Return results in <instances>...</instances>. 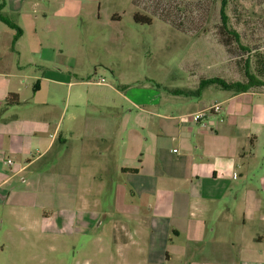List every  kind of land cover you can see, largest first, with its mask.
I'll return each instance as SVG.
<instances>
[{"label": "crops", "instance_id": "1", "mask_svg": "<svg viewBox=\"0 0 264 264\" xmlns=\"http://www.w3.org/2000/svg\"><path fill=\"white\" fill-rule=\"evenodd\" d=\"M8 6L19 19L25 15L23 6ZM58 52L46 58L33 50L28 70H0L35 80L25 99L23 88L0 86V207L15 215V230L0 229V264H264V91L225 90L208 99L202 92L195 96L200 101L185 104L156 95L142 104L115 89L145 116L134 124L119 119L133 112L125 103L88 97L107 111L93 124L95 133L77 136L93 145L81 158L71 153L69 168L56 155L51 177L32 168L57 142L63 114L51 117L61 85L104 84L73 80L76 66L62 63L72 57ZM9 94L30 103L28 110L13 113ZM217 102L220 112L193 120L192 113ZM50 186L59 187L58 199L46 198ZM107 188L114 191V212L92 213ZM37 206L39 216L32 213ZM104 217L114 223L112 235L92 231ZM80 234H89L86 245L78 246Z\"/></svg>", "mask_w": 264, "mask_h": 264}, {"label": "rangeland", "instance_id": "2", "mask_svg": "<svg viewBox=\"0 0 264 264\" xmlns=\"http://www.w3.org/2000/svg\"><path fill=\"white\" fill-rule=\"evenodd\" d=\"M10 2L13 9L23 6L25 15L22 19L9 10ZM235 6L239 11H234ZM136 13L140 14L141 20H135ZM4 17L17 23L21 29L17 37V28L5 22ZM222 18L231 29L240 33L242 43L253 49H264V0H26L25 3L24 0H0V70H5L4 73L26 71V60L33 56V50L46 58H53L61 48L72 57H62V63L76 66L74 72L78 76L73 80L84 78L104 82L80 88L74 86L72 90L68 85H61L63 93L51 117L56 120L60 112L63 114L57 142L32 169H42L54 177L51 172L55 167L50 164L56 155L60 153L62 159H67L62 164L65 169L70 167L71 153H78L80 158L81 153H87V147L93 143L84 144L77 136L85 130L86 134L95 133L93 124L97 123L101 112H107L93 107L88 97L104 96L111 102L125 103L133 112H126L119 119L122 123L134 124L145 116L139 114L138 107L122 100L115 89L123 90L124 94L141 103L163 95L164 100L176 98L185 104L202 99L181 93L182 89H196L202 78L220 77L232 82L244 80V68L238 61L240 57L253 59L252 54L244 53L235 40L230 46L224 44ZM254 67L253 62V70ZM8 76L0 75V86L9 81L15 89L23 88V99L30 95L28 89H35V80L29 82L18 76ZM203 92V99H208L219 94L222 96L225 90L211 84L204 87ZM19 102L14 100L8 104L17 107L13 109L15 114L22 113V108L28 110L30 104ZM113 111L111 109V115ZM72 127L75 128L73 134ZM65 137L67 141L63 142ZM59 167L56 166L57 169ZM49 188L50 196L46 198L58 199L59 187L58 190L54 186ZM97 197L101 207L90 206L92 213L96 209L101 215L106 210L114 212V191L107 188ZM52 209L47 208V212L51 213ZM42 211L37 206L32 213L39 216ZM14 217L13 211L0 207V219H5L0 220V229L10 227L15 230ZM101 222L100 227L94 226L92 231L112 235L113 221L109 222L104 217ZM88 236L80 234L78 246L86 245Z\"/></svg>", "mask_w": 264, "mask_h": 264}, {"label": "trees", "instance_id": "3", "mask_svg": "<svg viewBox=\"0 0 264 264\" xmlns=\"http://www.w3.org/2000/svg\"><path fill=\"white\" fill-rule=\"evenodd\" d=\"M234 11H239L237 6L234 7ZM240 16V14L238 15ZM5 22L9 23L12 27L17 28L18 32L16 37L21 33V29L14 24V22L10 21L7 18H2ZM140 14H135V20H141ZM144 19L149 20L147 16H144ZM221 29L222 34H224V44L226 46H230L232 40H235L239 43L241 50L244 53H251L252 58L250 57H240L238 61L239 64L244 68L245 79L241 81H227L220 77H210V78H202L200 80L199 86L196 89H182L181 93H184L188 96H200L203 92V88L209 86L211 84H217L221 89L229 90L234 93H241L247 91H264V49L255 47L250 48L249 44H244L241 41V35L235 29H231L229 25L222 18ZM242 19H240L241 21ZM254 62L255 67L252 69V63ZM15 94H9L7 101L10 103L13 101V97Z\"/></svg>", "mask_w": 264, "mask_h": 264}, {"label": "built area", "instance_id": "4", "mask_svg": "<svg viewBox=\"0 0 264 264\" xmlns=\"http://www.w3.org/2000/svg\"><path fill=\"white\" fill-rule=\"evenodd\" d=\"M221 110H222V104L217 102L211 105L207 109H203V110L192 113V118L193 120L199 122V121L204 120L206 117H208V115H210L212 112H220ZM7 163L10 165L13 164V160L7 159Z\"/></svg>", "mask_w": 264, "mask_h": 264}]
</instances>
